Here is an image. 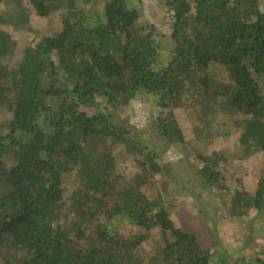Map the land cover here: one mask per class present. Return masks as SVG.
<instances>
[{
  "label": "trees",
  "instance_id": "trees-1",
  "mask_svg": "<svg viewBox=\"0 0 264 264\" xmlns=\"http://www.w3.org/2000/svg\"><path fill=\"white\" fill-rule=\"evenodd\" d=\"M93 1L0 0L7 5L0 13V105L12 115L0 124V264H145L139 247L156 229L165 245L151 264H212L214 254L177 224L160 187L164 176L178 183V169L115 109L151 94L159 109L150 122L153 140L180 147L186 137L174 109L186 95H209L211 104L218 99L224 111L246 116L243 156L263 151V0H161L172 12L169 30L142 21L140 0L86 9ZM58 9V34L8 61L14 33L37 32L33 19ZM213 65L224 69L223 79ZM122 147L134 168L117 158ZM200 158L193 182L213 190L231 216L264 209V178L256 191L240 177L231 187L219 169L223 150ZM71 174L76 184L68 191L64 176ZM117 216L145 232L130 239L111 231Z\"/></svg>",
  "mask_w": 264,
  "mask_h": 264
},
{
  "label": "rangeland",
  "instance_id": "rangeland-1",
  "mask_svg": "<svg viewBox=\"0 0 264 264\" xmlns=\"http://www.w3.org/2000/svg\"><path fill=\"white\" fill-rule=\"evenodd\" d=\"M140 1L144 5L143 22L153 21L161 29L169 30L173 27L172 12L165 9L161 0ZM87 6L91 8L87 7L86 9L99 11L102 10L103 1H93ZM262 6L264 8V0ZM6 7V3H0V13ZM63 13V10L58 9L47 18L35 17L32 26L37 32L26 30L15 32L13 35L15 41L12 45L13 53L8 56V61L12 64L16 63L27 45L30 43L35 45L46 36L58 34L63 25ZM93 15L96 16L94 11ZM165 53L168 54L169 49H166ZM211 70L216 73L217 79H223L222 75L225 72L223 68L213 65ZM209 97V95L205 96L200 93L186 95L181 100L180 106L174 109V114L186 137L184 143H179L180 147L170 144L165 138L153 140L150 123L142 130L130 126L128 121L133 114L131 105L117 107L115 111L119 115V120L126 124L130 131L141 133L140 140L143 144H147L148 140L154 141L157 150L173 164L175 169H178L176 173L178 183L166 176L159 182L162 191L167 192L165 194L168 208L178 225L197 234L202 247L214 254V261L220 258V264H237L234 261L238 257L245 256L247 260L250 257L258 256L264 259V209L258 211L253 207L244 216H231L229 210L224 205L221 206L220 200L213 190H209L205 184H203V188L201 180L193 182L195 179L193 176L196 177L194 169L203 165L200 155L202 153L211 154L214 150H223L227 158L226 162L221 163L219 169L224 173L225 179L231 187L236 185L237 179L240 177L243 179L244 187L256 191L259 180L264 178V150L250 158H245L242 149L239 148V137L246 125V116L224 111L220 103L218 104V99H214L215 104H211L210 100L213 98ZM142 100L144 109L151 114L153 101L146 96ZM11 116L7 108L0 105V124L8 123ZM200 117H203L206 124L203 123L199 127L197 123L199 122L200 125ZM210 135L213 137L210 138ZM116 153L123 165H128L130 168L135 167L132 156L127 154L123 147ZM177 153H182L183 158L174 162L173 158ZM64 177V186L68 191H71L70 188L76 184L75 175ZM183 183L187 185H182ZM110 230L130 239L145 232L142 226L136 224L128 216H117L110 224ZM164 245L165 240L162 232L158 229L153 230L149 238L139 247V253L141 252L146 257L145 264H151V257L156 255L159 247L162 248ZM225 250L228 251V256H225ZM219 253H222L221 257H219ZM214 261L212 264H216Z\"/></svg>",
  "mask_w": 264,
  "mask_h": 264
},
{
  "label": "clouds",
  "instance_id": "clouds-1",
  "mask_svg": "<svg viewBox=\"0 0 264 264\" xmlns=\"http://www.w3.org/2000/svg\"><path fill=\"white\" fill-rule=\"evenodd\" d=\"M149 100L154 101V97L151 96V94H148ZM135 101V102H133ZM133 101H130V105L133 109V114L129 118V125L136 128L137 130H142L143 128L147 127L148 124L150 123V119L154 118L155 115H158L159 109L158 107L153 103V110L152 113L149 114L145 109H144V102L143 100H137V98H133ZM183 158L182 153H177L173 160L174 162H178L180 159Z\"/></svg>",
  "mask_w": 264,
  "mask_h": 264
}]
</instances>
